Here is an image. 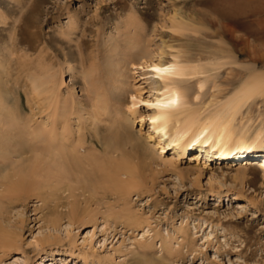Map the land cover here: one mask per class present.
<instances>
[{"label":"rangeland","instance_id":"obj_1","mask_svg":"<svg viewBox=\"0 0 264 264\" xmlns=\"http://www.w3.org/2000/svg\"><path fill=\"white\" fill-rule=\"evenodd\" d=\"M135 34L153 59L186 62L178 78L188 91L187 105L201 115L219 107L251 75L264 73V0H0L6 95L10 102L17 95L21 115L36 111L39 120L51 112L77 132V123L94 109L83 72L96 79L107 51ZM145 69H131L128 92L140 87L141 96H149ZM146 75L153 80V72ZM33 81L40 83L38 90ZM54 81L55 99L40 113L37 105L49 104ZM137 110L143 116L151 112L141 101ZM100 118L96 126L79 129L86 137L76 142L82 155H102L100 140L113 150L119 144L112 115ZM139 120L131 127L137 136ZM149 122L145 116L141 135ZM234 125L248 134L264 128V95L244 101ZM241 158L234 160L237 165L207 159L209 166L185 178L154 164L127 197L109 188L100 172L92 174L96 184L90 192L54 193L47 185L8 197L0 207V264H39L55 256L62 258L57 264H81L84 256L87 264H135L143 253L155 264H264V175L258 170L234 180ZM218 191L221 199L213 195ZM122 210L135 214L134 226L115 217ZM161 241L171 244V253L161 250Z\"/></svg>","mask_w":264,"mask_h":264},{"label":"bare ground","instance_id":"obj_2","mask_svg":"<svg viewBox=\"0 0 264 264\" xmlns=\"http://www.w3.org/2000/svg\"><path fill=\"white\" fill-rule=\"evenodd\" d=\"M122 39L124 45L116 41L107 51L103 67L98 66L95 70L99 77L96 74L97 78L93 80L90 71L83 72L86 90L92 93L90 98L93 96L94 109L86 111L88 116L77 123V132H73L70 124L65 125V118L58 119L51 112L39 120L34 118L36 111L33 110L34 113L27 116L21 115L17 95L12 102L6 95L3 70L0 69V207L8 197L18 198L23 192L30 193L47 185L54 193L61 190L71 195L76 189L90 192L95 189L96 180L92 176L96 172H100L109 188L127 197L138 186L137 178L147 169H152L154 164L161 163L185 178L198 171L199 166H209L207 159L223 161L216 164L237 165L234 160L242 157L232 177L234 180L247 179L248 172L256 174L258 170L264 175V128L248 134L234 125L240 105L255 96L264 95V73L251 75L219 107L201 115L187 105L188 91L178 78L186 70V62L179 57L153 59L139 34ZM144 67L147 69L141 74L148 84V97L141 96L140 87L134 93L127 90L129 78L133 77L131 69ZM71 70L69 65L66 73L70 74ZM148 71L153 72V80L146 75ZM37 82L32 88L38 90L40 83ZM203 82L199 81L198 87H202ZM54 88H57L55 81L53 90L50 89L52 92L49 90L52 93L48 96L49 104L44 109L37 105L40 113L51 107ZM138 101L147 104L151 112L137 115ZM102 114L112 115L111 121L117 125L113 126L112 122V129L116 127L121 136L119 144L113 150L107 142L100 140L106 149L102 155H82L76 143L86 141L85 133L80 131L82 125H95L97 120H102ZM145 116L150 119L149 127L141 135ZM137 117H140L138 136L131 128ZM116 150H120L122 156H116ZM127 151L132 152L131 155ZM168 151L174 155L166 157ZM99 156L102 160L98 162ZM184 159L187 160L186 165L180 164ZM201 159L206 160L201 162ZM226 159L229 162H225ZM121 175L126 178L122 179ZM210 184L215 188L212 182ZM213 195L222 197L219 191ZM115 217L122 218L123 223L131 226L137 221L134 213L125 210L119 211ZM140 245L145 247L147 244L143 241ZM160 246L161 250L171 253L170 243L166 245L161 241ZM143 255L135 264H155L154 260L146 257V253ZM83 258L81 264H87L86 256ZM55 259L62 258H44L39 264H57ZM24 261L27 263L29 260L24 258Z\"/></svg>","mask_w":264,"mask_h":264},{"label":"snow or ice","instance_id":"obj_3","mask_svg":"<svg viewBox=\"0 0 264 264\" xmlns=\"http://www.w3.org/2000/svg\"><path fill=\"white\" fill-rule=\"evenodd\" d=\"M157 71H159V69H157Z\"/></svg>","mask_w":264,"mask_h":264}]
</instances>
